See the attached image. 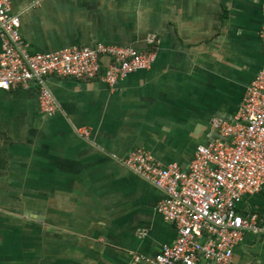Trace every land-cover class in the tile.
Masks as SVG:
<instances>
[{"label": "crops", "instance_id": "0c3cea01", "mask_svg": "<svg viewBox=\"0 0 264 264\" xmlns=\"http://www.w3.org/2000/svg\"><path fill=\"white\" fill-rule=\"evenodd\" d=\"M261 7L14 0L29 53L104 44L152 50L154 60L115 87L47 75L58 103L52 115L39 109L34 85L0 90V264H131L172 244L176 230L156 211L164 194L121 162L141 149L186 171L196 148L216 136L213 121L234 119L264 68ZM237 210L262 215L264 185ZM232 264H264V233H246Z\"/></svg>", "mask_w": 264, "mask_h": 264}, {"label": "built area", "instance_id": "2783aa9c", "mask_svg": "<svg viewBox=\"0 0 264 264\" xmlns=\"http://www.w3.org/2000/svg\"><path fill=\"white\" fill-rule=\"evenodd\" d=\"M13 1L0 0V90L36 86L39 109L48 115L58 103L45 85L47 75L101 79L115 87L154 60L152 50L104 44L29 53L20 38V18L12 13ZM261 9L259 37L264 42V0ZM212 126L216 136L196 148L186 171L176 163L161 165L141 149L122 160L126 169L164 194L156 211L176 230L174 242L163 245L154 258L133 256L131 264H232L234 248L246 233H264V212L245 216L237 210L245 194L264 185V68L247 87L234 119H215Z\"/></svg>", "mask_w": 264, "mask_h": 264}, {"label": "rangeland", "instance_id": "374dc122", "mask_svg": "<svg viewBox=\"0 0 264 264\" xmlns=\"http://www.w3.org/2000/svg\"><path fill=\"white\" fill-rule=\"evenodd\" d=\"M7 229H8V228H7ZM9 245H10L9 248L12 247V246H11L12 244H9ZM12 248H13V247H12ZM10 250H11V249H10ZM21 260H22V259H21ZM22 261H23V260H22ZM23 262H24V261H23Z\"/></svg>", "mask_w": 264, "mask_h": 264}]
</instances>
